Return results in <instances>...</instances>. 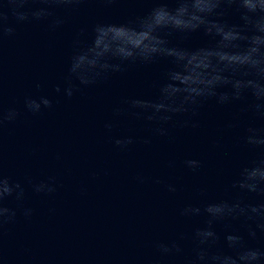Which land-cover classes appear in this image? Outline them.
Instances as JSON below:
<instances>
[{
	"label": "clouds",
	"instance_id": "1",
	"mask_svg": "<svg viewBox=\"0 0 264 264\" xmlns=\"http://www.w3.org/2000/svg\"><path fill=\"white\" fill-rule=\"evenodd\" d=\"M84 2L0 0V45L5 38L15 35L18 24L44 21L52 30L62 27L66 18L57 15L55 9ZM150 3L152 7L146 13L128 21H97L90 28V43L82 44L80 38L88 29L81 28L73 40L64 87L57 85L54 91H63L71 98L80 91V86L123 75L132 67L166 62V69L152 83L154 94L126 97L121 106L113 109L114 118L128 115L143 120L155 135L167 137L168 125L175 117L186 116L181 125L197 128L200 109L206 102L214 100L220 106L239 102L241 112L253 118L242 128V143L264 149V126L254 122L255 118L264 119V0H150ZM231 10L240 14L241 23L230 24L224 19ZM196 32H203L211 42L191 49L169 39L174 34L187 38ZM52 104L45 95L26 96L23 101L24 109L34 115L50 109ZM19 115L14 107L6 111L0 107V129ZM105 128L111 131L113 123L107 122ZM113 143L127 150L135 140L132 136H117L113 137ZM184 166L197 171L202 165L198 159H186ZM137 179L144 182L142 176ZM31 187L35 194H52L57 190L56 178L31 183ZM167 189L176 191L171 184ZM228 190L234 195L181 208V217L200 222L176 239L157 241L154 247L159 257L178 258L181 264H264V248L250 243L257 239L258 233L264 234V159L242 166ZM9 198L15 200L26 219L32 216L33 209L23 206L25 188L11 181L0 165V236L17 217V209L6 204ZM218 226L223 227L222 232L217 230Z\"/></svg>",
	"mask_w": 264,
	"mask_h": 264
}]
</instances>
